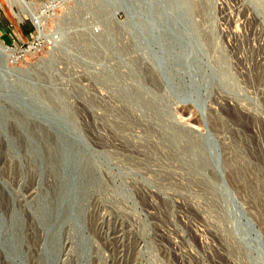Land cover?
<instances>
[{
  "label": "rangeland",
  "instance_id": "1",
  "mask_svg": "<svg viewBox=\"0 0 264 264\" xmlns=\"http://www.w3.org/2000/svg\"><path fill=\"white\" fill-rule=\"evenodd\" d=\"M85 2L0 0V74L43 87L46 79L35 82L27 70L57 75L55 88L70 92L68 101L80 110L81 136L103 174L128 189L121 210L101 205L100 233L88 231L96 248L107 264H264V0H103L113 5L114 21L126 25L123 35ZM108 33L116 41L113 49L99 38ZM3 46L12 48L16 61ZM55 57L54 67L45 68ZM148 68L169 94L172 126L202 139L211 169L209 164L191 171L177 162L174 153L187 146L184 139L179 150L157 144L165 127L154 124L151 110L133 97L127 99L136 116L127 117L126 100L113 91L114 77L120 71L121 81L130 83H123L126 89L139 81L146 88L149 80L132 73ZM77 88L97 100L91 109ZM146 89L158 90L154 84ZM115 121L129 127L118 129ZM212 168L220 198L201 182L215 181ZM30 185L17 180L12 187ZM142 224L146 236L140 235Z\"/></svg>",
  "mask_w": 264,
  "mask_h": 264
},
{
  "label": "bare ground",
  "instance_id": "2",
  "mask_svg": "<svg viewBox=\"0 0 264 264\" xmlns=\"http://www.w3.org/2000/svg\"><path fill=\"white\" fill-rule=\"evenodd\" d=\"M106 3L107 2H103V0H86L84 7H86V9L87 7L89 9L90 7L91 10L95 11L98 15H101V18H108V25H113L111 26L113 27L111 29H113L118 34L121 33L123 35L122 32H126L124 30L126 25L114 21L113 14L115 9L113 10V5H111V3ZM109 34L110 33L101 34L99 38L102 40V42H104V44H109L111 48L113 46L115 48L116 41L114 38L110 40L111 38L109 39ZM89 42L90 44H93L92 41ZM90 46L92 47L94 45ZM92 48L96 50V53L94 50L93 53L97 54L99 49L97 50L95 46ZM116 50H118V47ZM130 51L132 53L133 50L131 49ZM124 53L128 54V52ZM131 53L129 54L131 55ZM3 56L4 55L0 53L1 67L5 65ZM55 60L56 57L53 60H48L49 64L47 63L48 65L46 64L47 66L45 65V68H53L54 64L56 63ZM136 61V64L134 65L138 64ZM141 64L143 65V63ZM114 68L118 70V67ZM133 71H131V73ZM135 71L138 72L137 69ZM135 71L132 73L133 76L140 75V79H143V81L149 80L148 82L151 83L150 85L154 84L158 90L157 92H152L154 94L149 96L152 93H149L146 88L150 85H147L146 88L142 85L144 84L143 82L141 85H137L139 82H141L137 78L136 80L133 79L135 82H137V80L139 81L136 83L134 89H126L124 87L126 81H124L125 83L122 82L120 71V74L116 72L118 73V78L114 77L113 84H115L117 87L116 89H113V91H116L118 96L123 97V99L126 100L123 109L126 112L127 117L131 118L136 116L133 114V109L131 106L132 104H130L129 99H127L128 97H133L135 103L144 105L149 110H151L150 119H152L153 122H156L154 124L157 125V122H159L165 127L162 137L160 136L162 143L156 141L158 142L157 144L162 146V144L165 145V143H168V145L170 144L175 149L179 150L180 145L182 146L181 143L184 142V139L186 140L185 142H187V146L184 143L185 145L183 146L186 147L181 149V153H179V151L174 153L173 147L168 146L169 148L172 147L173 153L178 160L177 162L181 161L180 163L183 165L185 164L187 167L189 166L191 171H194L195 168L198 169V167L204 168L205 166H208L211 162L206 150L207 148L205 147L202 139L182 130L183 128L176 129L172 126L168 105L169 94L163 88L162 79L157 75L153 68L144 69V72L142 71V73L139 71V74L135 73ZM27 72L32 74L35 82L46 79L48 83L47 87L35 85V83H25L23 81H8L0 74V139L6 141L8 144L7 146L5 143H3L4 148L1 149V152L5 151L3 159L9 163L4 169V175L1 173L2 168L0 165V254L2 257L0 258L4 261V264H92L93 261L96 264H107L103 252L99 250L100 248H96L97 246L100 247V245L96 246V244L93 243L94 238L93 241L90 239L88 231L89 233L93 232V236H95V233H100V221L102 213L101 205L103 203H109L113 208L121 210L124 205L123 201H125V194L127 195L128 189L126 190L125 186L123 187V185L120 183L117 184L114 179H107V177L103 174L102 165L98 162L96 154L90 150L81 136V125L77 115L80 110H78L75 105H72V103L68 101V98H70V92L66 90L58 91L55 88L57 87L58 81L60 80L59 77L49 70L43 71L37 67H32L31 69L27 70ZM129 74L130 73H128V75ZM110 81H112V79ZM72 84L74 83L72 82ZM77 89V92L80 95L89 99V105H87V107L91 109L89 106L93 105L95 102H97V100L90 97L87 89ZM108 107L110 106L108 105ZM146 119L148 118L146 117ZM140 120L145 121V119ZM134 121L137 122L135 119ZM152 121L150 120L151 123H149L153 126L154 124ZM13 122L17 126L15 124L13 126ZM135 122L134 125L136 124ZM115 123L117 122L115 121ZM146 124L148 125L147 122ZM116 125H118L116 128L120 129V126L127 127L129 123L126 125L125 123L124 125L117 123ZM121 130H119V132H121ZM151 130L152 129L147 130V132L152 134ZM158 132L160 131H157V133ZM146 135L147 134H145V136ZM128 136L126 137L128 138ZM147 136V138L150 137L149 135ZM141 138H143V136ZM147 138H145V142H143L144 144L149 139H152ZM1 146L2 145L0 144V147ZM165 147H167V145ZM159 150L161 152V149ZM194 156L199 157L197 163L194 162ZM19 157L25 160V167L21 166V161L18 159ZM191 162L193 163L189 164ZM39 166H41L43 169V176L41 175V171L38 172L37 170ZM213 166L210 164V169ZM207 168H209V166ZM42 169L40 168V170ZM197 172L198 171H196V173ZM207 172L210 173L208 170ZM52 174L55 175V183L50 178ZM38 175H41L42 177L39 180H34L35 191L34 197L32 198L23 196V189L19 187H12V184H14L18 179L23 181V185H27L29 179L33 180ZM212 175V178L215 180V184H213V181L211 183L204 178V180H201V182L204 183L209 191L213 192L215 195L217 194L220 198L221 195L219 196V193L221 191L219 185L216 184L219 181V176H217V172H215L213 168ZM208 176L211 177V174ZM192 177L190 178L192 179L191 181H194L195 179L198 181L199 179L198 176H196L194 180ZM71 179H76L77 185L75 188H77V192H74L73 185L70 182ZM262 189L264 190V183L262 184ZM259 191L254 188L256 197H258L256 194H258ZM74 193H77L81 201V204L78 207V225L75 227L73 224L70 225L72 228V233H70V235L67 237V231L65 230V227L57 229L60 227L59 223L62 224V220L60 218L61 215L58 216V213L65 208L63 202L65 201L66 197L71 198ZM218 197L217 202L219 201ZM93 199L98 200L100 205L98 216L95 218L96 224L95 220L92 219L93 217L91 216L90 211V205ZM217 206V209H220L219 206L222 207V205ZM130 210L132 213H135V209L132 208ZM222 210H224L223 207ZM224 216L226 217V214H224ZM140 227V235L146 236V226L142 224ZM30 228L33 229V231H35L36 228L38 229V232H42V234H44L45 244L43 249L40 248V252H35V250L39 248L41 241L39 240V237L38 240L35 241L34 234L29 232ZM39 236L41 237V234ZM65 236L66 238H64ZM228 237L230 239L234 236L230 232ZM64 241L72 242L69 249H66V247L63 246L62 243H64ZM241 252H243V250ZM139 253L140 252H138L137 255L138 258L141 256ZM246 254L247 253H244V255ZM247 259L248 258H246V260ZM247 263L248 262L245 264Z\"/></svg>",
  "mask_w": 264,
  "mask_h": 264
},
{
  "label": "water",
  "instance_id": "3",
  "mask_svg": "<svg viewBox=\"0 0 264 264\" xmlns=\"http://www.w3.org/2000/svg\"><path fill=\"white\" fill-rule=\"evenodd\" d=\"M47 85H48V83L46 84V87H47ZM6 101V100H5ZM6 102H8V101H6ZM14 122H13V126H14ZM16 125V124H15ZM17 126V125H16ZM3 143H5V145H7L8 146V144L6 143V141H4V140H2V139H0V144L2 145L1 146V149H3L4 148V144ZM4 153H5V151H2V155H4ZM2 157V156H1ZM1 159L2 158H0V163H1ZM20 161H21V166H23V167H25V163L26 162H24L25 160L23 159V158H18ZM34 162V161H33ZM1 165V164H0ZM40 168L42 169V167L41 166H39L38 168H37V170H38V172H40L41 171V175L43 176V169L42 170H40ZM41 175H38V176H36V178H35V181L36 180H39L42 176ZM54 174H52V176L50 177L51 178V180L54 182V181H56V180H54ZM69 178H71V177H69ZM70 182L72 183V185H73V189H74V192H77L76 191V189L77 188H75L76 187V185H77V182H76V179H71L70 180ZM55 183V182H54ZM35 185V183H33L32 185H30L29 186V190L28 189H24L23 191H22V195L23 196H28L29 198H32V197H34V186ZM28 190V191H27ZM31 193V194H30ZM28 194H30V195H28ZM63 204H64V211L63 210H61V211H59V213H58V216H60L61 215V220H62V224L61 223H59V226L60 227H58L57 229H61L62 227H65L64 229L67 231V237H68V235H70V233H72V228H71V224H73L74 225V227L75 226H77L78 225V207L80 206V204H81V201H80V199H79V197H78V195H77V193L75 194H73V196L71 197V198H69V197H66V199H65V201L63 202ZM99 208H100V205H99V202H98V200H96V199H93V201H92V203H91V205H90V211H91V216L93 217L92 219H94L95 220V218H97V216H98V210H99ZM95 224H96V220H95ZM29 232H31L32 234H34V238H35V241H37L38 240V237H39V240L41 241L40 243H41V245L39 246V248H37L36 250H35V252H40V248L41 249H43L44 248V244H45V237H44V234H42V232L40 233V232H38V229H36L35 228V231H33V229H29ZM41 234V237L39 236ZM64 238H66V236L64 237ZM63 238V239H64ZM82 241V240H81ZM39 243V244H40ZM72 242H70V241H64V243H62L63 244V246L64 247H66V249H69V247H70V244H71ZM39 249V250H38ZM96 261V260H95Z\"/></svg>",
  "mask_w": 264,
  "mask_h": 264
},
{
  "label": "trees",
  "instance_id": "4",
  "mask_svg": "<svg viewBox=\"0 0 264 264\" xmlns=\"http://www.w3.org/2000/svg\"><path fill=\"white\" fill-rule=\"evenodd\" d=\"M0 156H2V157H1V158H2V159H1V163H0V164H1V168H2V172H1V173L4 175V174H5V170H4V169L8 166L9 163H7V161H5V160L3 159V155H2V152H1V147H0ZM34 180H35V179H33V180H30V179H29L28 183L32 185V184L34 183ZM19 181H20V179H18V182H19Z\"/></svg>",
  "mask_w": 264,
  "mask_h": 264
},
{
  "label": "built area",
  "instance_id": "5",
  "mask_svg": "<svg viewBox=\"0 0 264 264\" xmlns=\"http://www.w3.org/2000/svg\"><path fill=\"white\" fill-rule=\"evenodd\" d=\"M2 49L4 50V52H8V56L10 57V61L14 62L17 60V57L14 55V53H12V48L8 47V46H3Z\"/></svg>",
  "mask_w": 264,
  "mask_h": 264
}]
</instances>
